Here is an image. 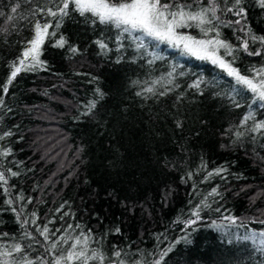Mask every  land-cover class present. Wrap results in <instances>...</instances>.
<instances>
[{
  "label": "trees",
  "instance_id": "16d2710c",
  "mask_svg": "<svg viewBox=\"0 0 264 264\" xmlns=\"http://www.w3.org/2000/svg\"><path fill=\"white\" fill-rule=\"evenodd\" d=\"M16 3L21 6L11 13ZM45 5L51 6L49 0H0V85L32 35V24L21 17L32 19L31 10ZM246 7L248 24L264 34V10L254 0ZM35 19L43 23L42 14ZM240 35L223 30L233 43ZM60 36L65 47L52 46ZM97 41L109 50L100 49ZM145 44L146 50L137 51L130 38L112 27L93 25L78 14L64 18L56 37L43 46L45 68L21 72L3 95L0 133H13L0 141L12 149L3 163L21 173L10 178L12 194L31 199L23 212H35L37 225L55 230L80 224L104 237L101 245L108 255L114 246L129 253L122 257L127 264L137 259L132 253L153 261L170 244L172 251L162 264H264V246L245 239L264 231V132L252 133L251 120L242 125L250 111L264 121V107L252 104L251 94L236 97L239 108L216 95L231 94L233 82L211 63L167 43L146 38ZM69 45L79 51L70 52ZM262 64L261 57L244 53L236 60L241 72ZM173 70V84L153 85ZM201 78L207 82L201 85L202 95L189 87ZM147 87L157 94L136 95ZM97 88L104 99L92 117L82 116ZM165 88L171 91L160 96ZM236 131L243 136L237 139ZM202 163L208 171H224L202 182ZM213 187L220 196H208ZM202 197L211 208L189 227L183 221L194 219L191 210ZM4 199L0 193V234L9 236H0V243H10L12 237L20 238L21 229ZM28 230L44 243L33 226Z\"/></svg>",
  "mask_w": 264,
  "mask_h": 264
},
{
  "label": "snow or ice",
  "instance_id": "6c2138e0",
  "mask_svg": "<svg viewBox=\"0 0 264 264\" xmlns=\"http://www.w3.org/2000/svg\"><path fill=\"white\" fill-rule=\"evenodd\" d=\"M23 2L31 4L32 0H23ZM247 2L248 0H49L51 6L45 5L31 10L32 19H29V16L21 17L32 24V35L25 42L21 55L9 65L10 74L6 82L0 85V110L5 109L3 95L9 92V87L18 74L45 68L46 62L41 59L45 42L49 38H55L64 18L73 14H78L93 25L98 23L116 29L121 37L127 36L135 43L137 51L146 50L145 39L147 38L170 44L180 48L186 55L207 61L231 78L233 82L231 94L217 92L216 95H223L239 108L242 105L236 97L251 94V103L259 102L260 107H264V64L259 67L252 66L245 72H241L236 66L240 53L264 59V34L255 33L248 24ZM254 3L264 10V0H254ZM20 6V3H16L11 7V13H17ZM41 14L43 23L35 19ZM3 15L4 13L0 12V16ZM6 19L11 22L14 17L8 16ZM226 28L232 29L234 35L237 32L241 33L236 37L237 43L223 36V30ZM50 29H52L51 32ZM192 30L196 32L195 35L192 34ZM3 31L6 33L8 29L5 27ZM66 43L63 36H60L54 39L52 46L64 48ZM97 44L100 49L109 50L104 42L97 41ZM120 47L122 48L123 44H120ZM69 51L77 53L79 50L69 45ZM148 63L151 64L152 61L149 60ZM162 83L167 85L174 83V70L168 72L167 77L162 76L153 81V85ZM202 84L206 85L207 82L201 78L193 81L189 87L195 88L202 95ZM169 91H171L170 88H165V91L159 92V95H167ZM95 92L96 98L88 101L85 111L81 113L82 116L92 117L98 104L104 99L105 94L99 88ZM144 92L157 94L154 87H147L143 92H137L136 95L143 96ZM2 119L3 116H0V120ZM249 120L253 121L250 129L252 133L264 132V121H257L251 111L243 116L242 125H247ZM180 126L181 123L178 121L177 127ZM12 135L10 130L0 133V141ZM235 136L239 139L243 133L236 131ZM11 155L10 147L0 146V193L5 196L4 204L14 213L21 229V235L20 238L12 237L10 243H0V264H127L122 257H126L129 253L123 249L117 250L114 246L111 255H108L101 245L104 237H97L91 229L85 231L80 224L75 226L68 224L64 229L51 230L47 224L37 225L39 218L35 212H32L30 216L25 215L23 208L32 201L25 199L23 193L12 194L15 186L10 184V178L18 177L21 173L4 165L3 161ZM200 168L205 171L202 182L211 179L214 175H221L224 171L219 168L208 171L204 163L200 165ZM192 177L193 173L188 172L187 178L192 179ZM220 195L216 187L208 193L209 197ZM17 204L19 209L16 207ZM209 208L211 204L208 203V198L202 197L201 201L191 210L190 217L194 219L190 218L183 223L189 227L196 224L202 219L201 212ZM62 210L63 206L57 209V212ZM214 211L219 212L220 209L216 208ZM70 215L69 212L63 213V216ZM63 216L60 217L61 220ZM225 219L233 224L236 223L233 217H225ZM260 223L264 224V221ZM29 225L33 226L34 231L43 238V244L32 231L28 230ZM213 226L218 229L222 227L215 222ZM76 229H79L78 233ZM58 232L61 233L59 236H57ZM119 232L120 229L116 228L115 233L119 234ZM0 236L8 237L9 234L3 233ZM245 239L254 243L259 240V244L264 246V231L253 232ZM181 240H186V237H181ZM23 241H28V243H23ZM179 242L180 240L176 241V243ZM36 244H41V247H35ZM94 244L98 246L93 247ZM171 251L172 245L170 244L161 251L159 258L150 262L138 253H132L137 256L132 264H162ZM33 252L36 253L35 256L32 255Z\"/></svg>",
  "mask_w": 264,
  "mask_h": 264
}]
</instances>
